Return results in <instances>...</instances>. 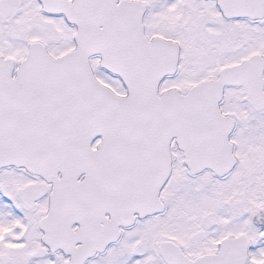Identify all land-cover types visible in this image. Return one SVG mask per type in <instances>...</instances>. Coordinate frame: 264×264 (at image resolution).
I'll return each mask as SVG.
<instances>
[{
    "label": "snow or ice",
    "instance_id": "6c2138e0",
    "mask_svg": "<svg viewBox=\"0 0 264 264\" xmlns=\"http://www.w3.org/2000/svg\"><path fill=\"white\" fill-rule=\"evenodd\" d=\"M0 264H264V0H0Z\"/></svg>",
    "mask_w": 264,
    "mask_h": 264
}]
</instances>
